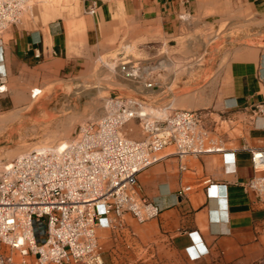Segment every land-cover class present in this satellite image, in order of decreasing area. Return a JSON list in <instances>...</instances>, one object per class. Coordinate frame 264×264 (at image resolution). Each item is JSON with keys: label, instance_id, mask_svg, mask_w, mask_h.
Returning <instances> with one entry per match:
<instances>
[{"label": "crops", "instance_id": "crops-1", "mask_svg": "<svg viewBox=\"0 0 264 264\" xmlns=\"http://www.w3.org/2000/svg\"><path fill=\"white\" fill-rule=\"evenodd\" d=\"M84 9L78 31L24 20L0 35L8 90L42 65L75 73L98 56L115 59L117 30L133 26L147 39V63L179 70L165 102L198 111L224 147L182 157L166 149L139 173L141 195L161 212L99 227L103 264H264V201L246 185L254 169L244 148L264 147V0H85ZM192 77L200 89L172 100L174 84Z\"/></svg>", "mask_w": 264, "mask_h": 264}, {"label": "built area", "instance_id": "built-area-1", "mask_svg": "<svg viewBox=\"0 0 264 264\" xmlns=\"http://www.w3.org/2000/svg\"><path fill=\"white\" fill-rule=\"evenodd\" d=\"M28 1L0 0V35L22 22ZM95 8L94 3L88 11ZM167 67L164 60L144 65L125 56L119 63L125 79L148 91L166 90L174 75ZM7 91L0 75V93ZM134 120L142 129L140 139L122 132ZM244 148L254 169L246 185L264 201V147ZM166 149L180 157L224 151L198 111L115 96L81 124L66 147L43 146L15 157L0 174V264H16L17 255L34 257L37 264H103L99 227L116 228L125 214L139 223L160 214V207L141 195L138 175Z\"/></svg>", "mask_w": 264, "mask_h": 264}, {"label": "rangeland", "instance_id": "rangeland-1", "mask_svg": "<svg viewBox=\"0 0 264 264\" xmlns=\"http://www.w3.org/2000/svg\"><path fill=\"white\" fill-rule=\"evenodd\" d=\"M84 1L30 0L23 11L22 22L26 20L37 25L60 22L69 31H78L85 14ZM118 1L122 4L123 0ZM146 41L145 36L127 25L126 29L117 30L113 40L115 50L111 57L115 59L98 56L75 73H51L49 66L42 65L27 73L20 84L2 93L5 97H0V103L5 102L0 104V174L7 164L22 153L73 140L81 124L101 113L109 97H138L150 105H167L165 99L169 92L145 90L143 85L125 79L119 71L121 56L147 65L148 57L143 51ZM178 71L173 66L167 67V73ZM180 77L181 73L177 81ZM197 81L192 77V84L183 89L174 90V84L172 100L193 96L200 89ZM166 82L168 87V80ZM35 88L41 92L32 96ZM175 105L185 106L183 103ZM122 132L135 139L143 137L138 120L123 126ZM15 259L16 264H37L34 257L23 259L17 255Z\"/></svg>", "mask_w": 264, "mask_h": 264}, {"label": "bare ground", "instance_id": "bare-ground-1", "mask_svg": "<svg viewBox=\"0 0 264 264\" xmlns=\"http://www.w3.org/2000/svg\"><path fill=\"white\" fill-rule=\"evenodd\" d=\"M99 87V86H98ZM34 94H37L38 92H40L41 90L38 88V89H34ZM158 91V90H156ZM69 144V142H62L60 145L63 146V147H66L67 145ZM10 164V163H9ZM9 164L6 165L7 168H9Z\"/></svg>", "mask_w": 264, "mask_h": 264}]
</instances>
